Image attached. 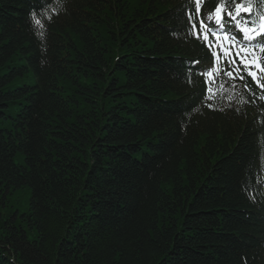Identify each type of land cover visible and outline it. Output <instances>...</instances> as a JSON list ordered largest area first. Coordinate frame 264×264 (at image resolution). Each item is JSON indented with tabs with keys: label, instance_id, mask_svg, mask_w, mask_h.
I'll use <instances>...</instances> for the list:
<instances>
[{
	"label": "trees",
	"instance_id": "16d2710c",
	"mask_svg": "<svg viewBox=\"0 0 264 264\" xmlns=\"http://www.w3.org/2000/svg\"><path fill=\"white\" fill-rule=\"evenodd\" d=\"M191 8L0 0V264H264V103Z\"/></svg>",
	"mask_w": 264,
	"mask_h": 264
},
{
	"label": "snow or ice",
	"instance_id": "6c2138e0",
	"mask_svg": "<svg viewBox=\"0 0 264 264\" xmlns=\"http://www.w3.org/2000/svg\"><path fill=\"white\" fill-rule=\"evenodd\" d=\"M196 2H197V4H199L200 0H196ZM233 2H235V0H233ZM250 2H251V0H247V3L249 5H250ZM235 9H236V15H238L240 11H245V12L250 11V7L249 6H245L244 3L236 4L235 5ZM215 15H216L217 19H223L224 9H223L222 5H218L217 6V8L215 9ZM229 15H231V13H229ZM32 17L35 20V13L32 14ZM232 19L233 20L235 19L234 15L232 16ZM35 23L39 24L40 22H39V20H35ZM240 31L248 33L250 31H254V30L250 29V28H247V27H244V28H241ZM261 31H264V26H262ZM226 38L232 39L231 37H228L227 35H226ZM246 38L251 39L252 37L246 36ZM258 47H260L261 51H264V43H261L260 45H258ZM249 75H252V73L249 72ZM262 98H264V97H262Z\"/></svg>",
	"mask_w": 264,
	"mask_h": 264
}]
</instances>
